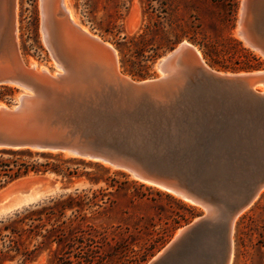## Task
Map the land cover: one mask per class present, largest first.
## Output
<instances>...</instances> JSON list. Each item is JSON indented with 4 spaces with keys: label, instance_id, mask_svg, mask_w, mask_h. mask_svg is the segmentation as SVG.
<instances>
[{
    "label": "water",
    "instance_id": "obj_1",
    "mask_svg": "<svg viewBox=\"0 0 264 264\" xmlns=\"http://www.w3.org/2000/svg\"><path fill=\"white\" fill-rule=\"evenodd\" d=\"M257 3L245 0L240 20L250 41L264 44ZM47 22L60 74L36 79L14 41L17 51H0L8 62L0 67V86L20 89L14 104H0V150L101 162L188 199L205 213L150 264H231L236 220L264 188V165L252 167L257 173L245 187L231 182L234 170L244 173L233 162L235 135L250 140L262 130L258 148L264 149V69L217 71L197 47L182 42L158 62L159 77L134 80L97 34L53 8ZM15 56L25 75L14 71Z\"/></svg>",
    "mask_w": 264,
    "mask_h": 264
},
{
    "label": "rangeland",
    "instance_id": "obj_2",
    "mask_svg": "<svg viewBox=\"0 0 264 264\" xmlns=\"http://www.w3.org/2000/svg\"><path fill=\"white\" fill-rule=\"evenodd\" d=\"M257 1L256 26L264 34V0ZM69 2L84 26L116 48L121 71L134 80L159 77L158 62L182 42L197 47L207 65L217 71L264 69V55L236 33L243 0ZM15 5L14 42L22 58L27 65L36 61L55 72L57 67L41 36L40 0H16ZM19 92L16 86H0V104H14ZM258 135L250 140L235 135L240 144H234L233 162L243 166L244 173L234 170L232 183L239 179L245 187L257 173L252 167L264 165ZM30 152L12 155L0 151V160L61 162L66 171L74 173L70 181L53 173H30L0 190L1 206L38 185L40 190L47 189L35 201L0 216L2 229L37 211L35 229L23 231L19 241L33 257L30 264H58L62 259L67 264H150L178 232L205 213L202 207L149 186L126 170L64 154L49 153L52 156L48 157ZM30 224L25 220L17 227L26 230ZM2 233L9 235L8 231ZM231 264H264V192L236 220Z\"/></svg>",
    "mask_w": 264,
    "mask_h": 264
},
{
    "label": "bare ground",
    "instance_id": "obj_3",
    "mask_svg": "<svg viewBox=\"0 0 264 264\" xmlns=\"http://www.w3.org/2000/svg\"><path fill=\"white\" fill-rule=\"evenodd\" d=\"M243 4H245V0H243ZM10 5H11L10 0H0V51H17L18 50V49L16 50L15 48H13L12 44H13L14 40H12V38L10 36V29H11V18H10V9L11 8H10ZM16 8H17V6H16ZM16 8H15V10H16ZM52 8H53V11L55 9L61 10L65 15H67L69 17V19L71 20V22L74 24L75 27H77V28L85 31L86 33H89V34H93V32H91L89 30V28H87L86 26H84V24H82L80 22V18L77 15V13L75 12V10L73 9L71 2H69V0H40V18H41L40 31H41V36H42L44 44L46 45V47L48 48V50L50 52L51 57L53 58V60L57 64V60L54 57L53 52L51 51L50 41L48 40L49 24L47 22V17H48V13L52 12ZM243 16H244V9H241V13H240V19L241 20H242ZM241 20H240V22H238V28H237L238 30L236 32L237 35H239L244 40L246 45H249L257 53L264 55V44H262L261 42L257 43L256 41H250L249 36H250L251 32L249 33V29H246L244 27V24L242 23ZM13 32H14V37L16 39L17 38V24L16 23H15ZM258 33H259V31H258ZM97 39H101V38L98 37ZM106 44L115 51V53L118 57V52H117L116 48L109 42ZM198 51H199V49H198ZM0 59H1L0 60V67L2 68V65H4V68H6L7 67L6 64L8 62H6V59L3 57V55H0ZM14 62H15L14 71H16L17 73L24 74L26 72V70H24L23 66L18 64L17 57H16V59L14 58ZM29 63L33 66L32 69L33 70L35 69V71H36V72L32 71V75L38 80H49L51 76H55V74H60V71L57 70L56 71L57 73H55L53 75L47 66L40 65L36 61H29ZM260 90L264 91V89H262V88ZM64 156H67V155H64ZM33 184H36V183L33 182ZM147 184L149 186L151 185L149 183H147ZM39 186L40 185L35 187L32 191L22 193L21 196L17 197L15 200H11L5 204H2L0 206V215L3 214L6 210H11L15 207L19 208V206L31 203V202L35 201L36 199H38L39 195H41L44 192H47L46 191L47 189L46 190H40ZM158 189H160V188H158ZM263 192H264V188L259 192L257 198ZM179 198H180V196H179ZM184 200L191 203L188 199H184ZM255 200L252 202V204L255 202ZM250 206H248L246 209H248ZM181 232H178V235ZM178 235L176 236V238L178 237ZM232 257H233V254H232ZM231 262H232V259H231Z\"/></svg>",
    "mask_w": 264,
    "mask_h": 264
},
{
    "label": "trees",
    "instance_id": "obj_4",
    "mask_svg": "<svg viewBox=\"0 0 264 264\" xmlns=\"http://www.w3.org/2000/svg\"><path fill=\"white\" fill-rule=\"evenodd\" d=\"M1 153H9L12 155L18 154H31L30 150H0ZM42 155L51 157L49 153H43ZM61 163V162H60ZM60 163H35V162H20L18 160L6 162L0 160V190L6 187L8 184L19 181L20 179L28 176L30 173L44 174L53 173L61 175L62 177L71 180L74 173L66 171ZM37 211L29 212L24 218L18 217L17 220L11 226H4L0 229V263L10 260L14 261L18 259L20 264H30L33 261V257H29L27 249H22V244L19 242L23 231L32 232L35 229V218ZM25 220H30L31 224L28 229L23 230L18 228L17 225L24 223ZM15 225V226H14ZM14 226V227H13ZM8 231L9 235H3L2 231ZM35 235H33L34 237ZM60 260L58 264H67Z\"/></svg>",
    "mask_w": 264,
    "mask_h": 264
}]
</instances>
